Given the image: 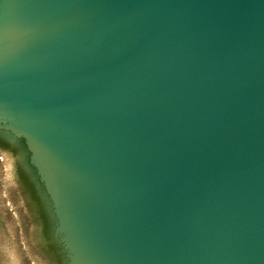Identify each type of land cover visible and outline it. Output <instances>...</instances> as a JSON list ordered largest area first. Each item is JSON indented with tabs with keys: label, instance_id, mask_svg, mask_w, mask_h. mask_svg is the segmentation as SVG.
<instances>
[{
	"label": "water",
	"instance_id": "1",
	"mask_svg": "<svg viewBox=\"0 0 264 264\" xmlns=\"http://www.w3.org/2000/svg\"><path fill=\"white\" fill-rule=\"evenodd\" d=\"M0 131L65 264H264V0H0Z\"/></svg>",
	"mask_w": 264,
	"mask_h": 264
},
{
	"label": "rangeland",
	"instance_id": "2",
	"mask_svg": "<svg viewBox=\"0 0 264 264\" xmlns=\"http://www.w3.org/2000/svg\"><path fill=\"white\" fill-rule=\"evenodd\" d=\"M0 264H60L51 250L49 202L40 194L38 181L26 179L30 173L26 156L17 139H8L0 131ZM33 187L42 203L37 202ZM47 210L48 217L42 216Z\"/></svg>",
	"mask_w": 264,
	"mask_h": 264
},
{
	"label": "trees",
	"instance_id": "3",
	"mask_svg": "<svg viewBox=\"0 0 264 264\" xmlns=\"http://www.w3.org/2000/svg\"><path fill=\"white\" fill-rule=\"evenodd\" d=\"M19 143H20L21 149L23 150V152H24L26 158L28 159L29 154H28V152H27V150H26V148H25V145H24L23 140L20 139V140H19ZM0 147H1L2 149H5V150L8 149L7 145H6L5 143H2V142L0 143ZM38 186H39V189H40V194L43 195V194H44V190H43L41 184L38 183ZM31 188H32V190H33L34 196H35L36 199H37V202H38L39 204H41L42 201H41V199H40L39 196H38L37 190H35L33 187H31ZM40 212L42 213V216H43L44 218H45L46 216L48 217V212H47V210H46V211L43 210L42 205H41V211H40ZM48 218H49V217H48ZM49 228H50V235H51V237H52V246H51V250H52V252L54 253V255L56 254V258H58V260L60 261V264H65V260H64L63 254H62L61 251H60V247L57 245V243H56V241H55V239L53 238V235H52V229H53V227H49Z\"/></svg>",
	"mask_w": 264,
	"mask_h": 264
},
{
	"label": "flooded vegetation",
	"instance_id": "4",
	"mask_svg": "<svg viewBox=\"0 0 264 264\" xmlns=\"http://www.w3.org/2000/svg\"><path fill=\"white\" fill-rule=\"evenodd\" d=\"M20 140V139H19ZM19 140H18V142H19ZM1 148V147H0ZM3 150H5V149H3ZM5 151H9L8 149L7 150H5ZM28 159H29V157H28ZM28 159L26 158V162H27V166H28V168L30 169V173H26L25 174V176H26V179L27 180H30V175H32L33 177H32V180L33 181H38V178H37V175H36V173H35V170L33 169V167L29 164V161H28ZM31 181V180H30Z\"/></svg>",
	"mask_w": 264,
	"mask_h": 264
}]
</instances>
